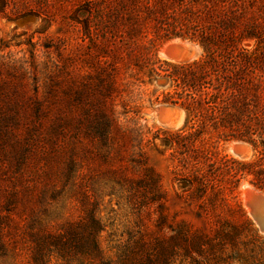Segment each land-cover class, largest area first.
Here are the masks:
<instances>
[{"label": "trees", "instance_id": "obj_1", "mask_svg": "<svg viewBox=\"0 0 264 264\" xmlns=\"http://www.w3.org/2000/svg\"><path fill=\"white\" fill-rule=\"evenodd\" d=\"M6 5L8 0H0V11ZM16 10L17 18H43L49 25L59 16L102 55L84 83L60 85L63 96L49 86L40 97L39 85L31 96L0 94L2 155L16 164L10 195L0 209L4 211L0 213V261L16 260L25 253L26 264H49L52 257L64 264L78 257L89 264H104L98 243L102 224L95 210L87 207L91 196L84 191L91 169L86 155L78 156L80 151L112 167L111 173L127 181L132 198L165 207L167 193L144 162L142 127L132 120L123 126L114 110L122 89L132 83L124 73L168 82L160 91V101L178 105L185 118L180 128L159 138L172 150L175 169L183 175L182 191L199 200L200 207L205 201L212 208L225 205L223 181L232 190L240 177L250 175L253 185L264 188V47L260 45L264 0H24ZM175 38L197 42L201 56L180 62L150 57L162 42ZM58 83L54 81L57 89ZM44 102L56 107L47 111ZM23 104L26 113L21 115ZM211 133L248 143L252 158L218 155L205 140ZM66 134L72 143L67 175L81 193L82 211L75 220L44 222L27 198L41 178L39 173L47 172L35 167ZM241 215L242 223L254 232ZM190 234L196 243L204 240L198 233Z\"/></svg>", "mask_w": 264, "mask_h": 264}, {"label": "rangeland", "instance_id": "obj_2", "mask_svg": "<svg viewBox=\"0 0 264 264\" xmlns=\"http://www.w3.org/2000/svg\"><path fill=\"white\" fill-rule=\"evenodd\" d=\"M22 1L24 0H8V5L0 11V94L11 98L17 93L25 97L31 96L36 85H39L40 97L45 94L44 88L49 86L57 91L58 96H63L60 85L72 83L75 86L84 83L86 75L91 72V66L98 55L100 57L102 54L90 46L88 38L72 31V26L62 22L59 16L50 25L43 18H17L19 13L16 7L20 10ZM172 42L188 47L183 61L196 59L202 54L203 50L197 42L175 38L162 42L150 53V57L171 61L162 49ZM252 43L250 41L249 46ZM260 45L264 47V35ZM123 77L132 83L125 86L116 99L115 113L123 126L131 125L132 120L142 127L144 162L158 175L162 189L167 193V201L165 207L159 209L157 202H149L146 198H132L127 181L118 179L117 173H111L108 168L112 167L94 154L78 152V156L86 155V162L91 169L87 171L84 191L91 196L87 207L95 210L102 224V230L98 234L102 262L264 264V234L258 230L244 206L246 189L252 188L264 193V188L253 185L250 175L240 177L232 190L223 181L220 186L225 205L220 203L212 208L205 201L200 207L199 200L191 199L182 191L183 175L175 169L172 150L159 138L165 136V131L180 128L185 118L183 110L176 105L179 110L173 125H162L156 119L159 107L171 104L160 101V91L168 86V82L160 78L149 81L145 74L139 79L129 77L128 73H124ZM59 80L57 89L54 81ZM44 104L47 111L52 106L56 107L47 102ZM20 108L21 115L26 113L25 104L20 105ZM67 137H61L59 147L52 152L47 151L48 155L44 154L43 157L45 161L41 160L38 167H35L47 172L39 173L41 178L35 180L36 186L32 187V195L27 201L36 211L38 219L44 222L75 220L82 211L81 193L74 190L72 176H68L67 161L72 155V143L69 135ZM205 140L207 144L214 146L218 155L250 159L254 154L248 143L224 140L216 133L208 134ZM238 143L244 144L247 149L242 156L231 148V145L238 146ZM2 145L0 143V209L5 207L10 195L16 167L13 160H5ZM131 175L132 179L138 180L137 174ZM242 212L254 232L242 223ZM0 213L4 211L1 210ZM27 213L26 210L23 216ZM191 232L204 236V240L196 243ZM77 263L89 264L80 257L69 260V264ZM0 264H26V254H21L16 260L9 257L1 259ZM49 264H64V261H56L52 257Z\"/></svg>", "mask_w": 264, "mask_h": 264}, {"label": "water", "instance_id": "obj_3", "mask_svg": "<svg viewBox=\"0 0 264 264\" xmlns=\"http://www.w3.org/2000/svg\"><path fill=\"white\" fill-rule=\"evenodd\" d=\"M187 52L188 47L179 42L168 43L164 47V53L171 61L184 56ZM178 110L176 105L162 104L156 113V119L160 124H166L176 117ZM246 150L244 144L238 143L237 150L234 152L242 156ZM244 206L257 225L258 230L264 234V193L252 188L246 189L244 191Z\"/></svg>", "mask_w": 264, "mask_h": 264}, {"label": "bare ground", "instance_id": "obj_4", "mask_svg": "<svg viewBox=\"0 0 264 264\" xmlns=\"http://www.w3.org/2000/svg\"><path fill=\"white\" fill-rule=\"evenodd\" d=\"M162 51L164 52V49H162ZM186 55L187 54H185L184 56H182L180 58L174 59V60L177 61V62L183 61L186 58ZM174 119H175V117H174ZM174 119H172L170 122H167L166 125L167 126L173 125L174 124ZM237 147H238L237 145H231V148L233 149V151H236L237 150Z\"/></svg>", "mask_w": 264, "mask_h": 264}]
</instances>
